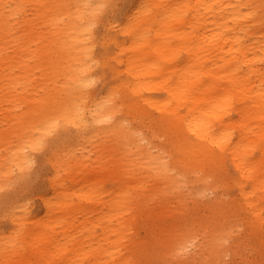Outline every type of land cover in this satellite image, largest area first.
Instances as JSON below:
<instances>
[{
	"label": "bare ground",
	"instance_id": "6f19581e",
	"mask_svg": "<svg viewBox=\"0 0 264 264\" xmlns=\"http://www.w3.org/2000/svg\"><path fill=\"white\" fill-rule=\"evenodd\" d=\"M110 1L0 0V264H264V0Z\"/></svg>",
	"mask_w": 264,
	"mask_h": 264
},
{
	"label": "rangeland",
	"instance_id": "374dc122",
	"mask_svg": "<svg viewBox=\"0 0 264 264\" xmlns=\"http://www.w3.org/2000/svg\"><path fill=\"white\" fill-rule=\"evenodd\" d=\"M117 3V4H116ZM126 3V0H112L110 1L105 9L106 13V19L113 18L114 12L117 8L124 7ZM97 28L99 29V33H101L104 30V24L99 23L97 25ZM98 47L101 48V43L99 40ZM100 71V69H99ZM102 82V81H100ZM100 85V83H98ZM155 95L160 96V93L157 92ZM54 148L53 144H47L42 146L41 148L36 150V159L34 161V165L32 167V172L29 173L19 184L12 187H6L0 190V213L3 212V208L8 204L6 201V198L12 196L14 193H17L21 190L20 195L24 197V200L30 201L32 204V207L34 209V212L37 214L42 213V198L41 195L43 192L46 191L48 188V180L49 175L51 174V164H50V155L52 153V150ZM95 155H93L94 157ZM112 186V185H110ZM152 205V204H151ZM152 206H155L153 204ZM174 206V204L172 205ZM31 207V208H32ZM154 208V207H153ZM157 207H155L156 209ZM0 226H2L3 230L8 231L10 229V223L9 220L6 219V217L0 215ZM153 233L149 232L145 226L140 227V229L137 232V236L140 239H144L147 241H150L153 237ZM201 239V238H200ZM199 239V240H200ZM198 240V241H199ZM201 241V240H200ZM191 253L194 255L195 259H192L196 264H201V262L204 259V255L202 253H199L200 250L199 246H191ZM167 260L170 262L172 260L171 256L167 257ZM174 263H176L174 261ZM218 264H263L262 258L251 248H241L236 255H228L222 263Z\"/></svg>",
	"mask_w": 264,
	"mask_h": 264
}]
</instances>
